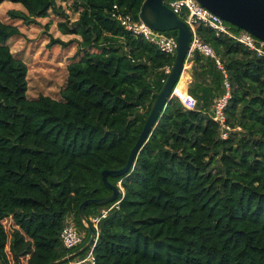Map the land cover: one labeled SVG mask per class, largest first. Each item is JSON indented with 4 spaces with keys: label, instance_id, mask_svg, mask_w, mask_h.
I'll list each match as a JSON object with an SVG mask.
<instances>
[{
    "label": "trees",
    "instance_id": "trees-1",
    "mask_svg": "<svg viewBox=\"0 0 264 264\" xmlns=\"http://www.w3.org/2000/svg\"><path fill=\"white\" fill-rule=\"evenodd\" d=\"M9 1L27 10L20 18L57 7ZM144 1L74 0L78 18L60 27L82 47L60 99L27 96L28 65L8 43L19 28L0 19V264H54L89 241L79 207L111 193L103 171L125 166L175 58L113 16L116 4L139 20ZM197 32L216 57H192L194 108L174 94L135 165L109 176L125 194L99 222L98 264H264V57ZM225 80L227 122L238 128L227 138L214 118ZM110 205L89 204L86 215ZM68 216L86 231L74 251L61 239Z\"/></svg>",
    "mask_w": 264,
    "mask_h": 264
},
{
    "label": "water",
    "instance_id": "water-1",
    "mask_svg": "<svg viewBox=\"0 0 264 264\" xmlns=\"http://www.w3.org/2000/svg\"><path fill=\"white\" fill-rule=\"evenodd\" d=\"M169 0H145L141 11L140 18L152 29L162 32L177 30V45L174 61L168 72L162 88L155 92L154 100L150 113L147 116L144 127L139 138L130 151L128 160L120 169H105L103 171V181L111 190L108 196L100 198H89L79 207V216L83 223L86 224L91 236L89 241L78 251L57 260L54 264H63L84 252L92 242H97V235L94 226L91 224L89 217L86 215V206L89 204L106 205L116 201L121 194V181L113 184L109 181V176L121 177L126 175L135 165L138 154L144 144L149 140L159 119L163 115L167 105L172 100L175 88L180 81L181 75L186 68V62L190 55L191 42L193 38L190 25L177 15L167 5ZM201 5L209 8L224 20L232 23L238 28L245 29L264 40V0H197ZM195 59H199L201 52L198 49L191 51Z\"/></svg>",
    "mask_w": 264,
    "mask_h": 264
},
{
    "label": "built area",
    "instance_id": "built-area-1",
    "mask_svg": "<svg viewBox=\"0 0 264 264\" xmlns=\"http://www.w3.org/2000/svg\"><path fill=\"white\" fill-rule=\"evenodd\" d=\"M167 5L177 15L185 16V21L192 29L193 38L191 42L189 58L192 57L191 51L194 49H198L203 54L216 57L212 47L203 42L199 36L197 29L200 25L211 28L216 32L217 35L227 36L240 43L247 49L253 51L259 57H264V40L256 37L249 31L238 28L232 23L224 20L222 17L212 12L209 8L201 5L197 0H169ZM113 16L117 18L121 24L135 36L143 37L148 42L156 45L163 53L175 55L177 45L176 36L167 35L165 32L152 29L141 18H139V20H135L129 14H123L120 12L119 6L116 4L113 6ZM216 60L217 63L221 65L219 58ZM170 68L171 67H167L166 71L169 72ZM225 85L227 87V92L224 95L218 97L215 100L214 105V118L221 126V137L223 138H227L230 135V132L236 129L227 122L225 108L229 98L231 97V94L230 85L227 80H225ZM174 94H176V90ZM191 98L194 100H192V105H188L182 98L180 99L183 101L186 107L194 108L195 99L192 96ZM120 189L122 194L120 198L112 202L109 207L103 208L99 215L90 217V222L94 226L97 235H99V222L101 219L105 218L112 209L119 207V203L125 194L124 188L121 187ZM84 225L86 226L85 223ZM85 236L86 233H83L82 235L78 231L77 224L75 223L73 216H68L61 231V239L64 247L70 251H74L83 243ZM95 246L96 242L94 241L80 255L69 259L63 264H98L95 254Z\"/></svg>",
    "mask_w": 264,
    "mask_h": 264
},
{
    "label": "rangeland",
    "instance_id": "rangeland-1",
    "mask_svg": "<svg viewBox=\"0 0 264 264\" xmlns=\"http://www.w3.org/2000/svg\"><path fill=\"white\" fill-rule=\"evenodd\" d=\"M56 6L46 17L30 19L14 16V12L27 11L21 3L6 0L0 5V19L19 28L8 43L12 52L28 65L29 98L50 95L60 99L67 67L82 47L80 35L65 34L60 27V22L72 27L78 18L74 0H57ZM75 223L80 234L86 233L76 220Z\"/></svg>",
    "mask_w": 264,
    "mask_h": 264
},
{
    "label": "crops",
    "instance_id": "crops-1",
    "mask_svg": "<svg viewBox=\"0 0 264 264\" xmlns=\"http://www.w3.org/2000/svg\"><path fill=\"white\" fill-rule=\"evenodd\" d=\"M192 57L187 60L186 68H185V70L183 71V73L181 75L180 81L178 82V84L181 82V80L184 82L183 88H184V91L188 94V97H189V101H187L185 103L188 104V105H192V102L194 101L191 98V95L188 92V88H189L190 82L192 81V70H191L192 69V65H193ZM187 68H188V70H187ZM186 75H189V76L187 77ZM176 95H178L180 98H182L177 92H176Z\"/></svg>",
    "mask_w": 264,
    "mask_h": 264
},
{
    "label": "bare ground",
    "instance_id": "bare-ground-1",
    "mask_svg": "<svg viewBox=\"0 0 264 264\" xmlns=\"http://www.w3.org/2000/svg\"><path fill=\"white\" fill-rule=\"evenodd\" d=\"M186 76L188 77L189 75H186ZM183 86H184V82L181 80V82L177 85L175 90L182 97L184 102H187L189 101V97H188V94L184 91Z\"/></svg>",
    "mask_w": 264,
    "mask_h": 264
},
{
    "label": "clouds",
    "instance_id": "clouds-1",
    "mask_svg": "<svg viewBox=\"0 0 264 264\" xmlns=\"http://www.w3.org/2000/svg\"><path fill=\"white\" fill-rule=\"evenodd\" d=\"M123 187V186H122ZM121 195V194H120ZM121 196H119V198H120ZM92 217V216H91ZM90 219V218H89Z\"/></svg>",
    "mask_w": 264,
    "mask_h": 264
}]
</instances>
